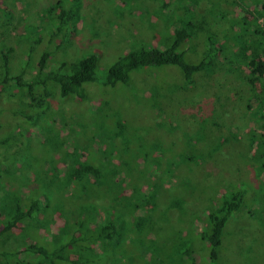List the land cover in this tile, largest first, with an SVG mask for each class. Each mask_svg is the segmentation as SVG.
<instances>
[{
  "label": "trees",
  "instance_id": "1",
  "mask_svg": "<svg viewBox=\"0 0 264 264\" xmlns=\"http://www.w3.org/2000/svg\"><path fill=\"white\" fill-rule=\"evenodd\" d=\"M209 2L213 4L212 11L216 12L218 19L228 21V26L220 31L221 36L216 30L208 28L205 33H199L202 31L199 27L205 22L203 17L195 16L196 0L177 2L175 0L174 3H169L171 5L169 12L164 13V18L170 16L174 21L167 25L168 39L162 40L163 45L154 46L142 42L133 50L129 49L128 52L122 53L107 69L108 74L102 79V84L115 86L118 83H128L133 71L149 66L178 67L182 72V78L179 84L174 85L175 88L191 87L195 76L210 78V74H214V69L220 67L218 63L223 64L226 70L223 75L226 77L231 75L234 78L242 72L247 89L242 103L251 127L247 135L250 143L233 156L236 154L244 156L248 153L254 157L256 163L247 166L249 178L236 183L221 179L219 181L221 186H217L211 194L205 195L209 200L206 208L200 213L188 212L182 204L180 207L177 206L174 200L181 196L180 191L203 192V186H200L202 182L199 184L195 177L187 175L182 179L172 180L170 178L173 176V169L167 167L164 170L170 179L169 187L163 184L164 187L160 190L158 184L164 180V174L150 171V175H144L139 171L141 176L139 175L135 159L144 154L139 148L144 138L139 135L131 136L128 131L126 134L128 125L121 118L120 111V115L114 114L112 118L101 117L102 121L99 124L92 122L90 129L87 128L88 122L85 121L83 134L88 145L86 152H83V160L72 148L73 153L70 155L74 154L75 159L71 165L64 164L61 175L52 173L57 170L52 167L53 159L46 163L47 168L41 165L38 170L40 177L42 174L49 176V179L41 178L45 191L38 193L36 188V194L41 197H37L36 194L17 197L14 189L4 186V183L9 184L7 176L0 174V213L4 214L0 237L4 236L11 223L34 222L45 226L43 221L47 217L52 220V213L48 215L50 206L47 203H50L51 199L59 198L61 193L67 194V197L59 198L60 202L53 211L56 210L59 216L63 215L69 206L76 208L80 219L76 226L72 225L75 231L65 225L58 228L57 233L50 234L49 239L46 237L37 239L33 231L21 232L19 249L0 245V264H219L226 225L232 219L243 214L244 209H247L246 213L251 217H256L255 213L259 210L261 213L259 221L264 226V203L257 202V206L252 208L255 199L260 197L261 192L264 194V183L260 179H264V26L259 21L260 17L264 20V0H209ZM50 3L48 9L51 15L47 27L51 36L59 37L56 47L66 43L74 45L81 0H50ZM0 12H2L0 23L6 20V23L0 25L1 31L10 26L11 16L10 9L3 7L1 3ZM39 29V25L24 26L19 28L18 32L23 39L33 41L36 35H32V32H39ZM28 35L32 37L29 38ZM221 37L227 43L230 41V49L225 53L218 44ZM190 44L194 45V51L186 50V46ZM12 49L13 47L6 43L0 48V89L12 96L15 93L10 87H22L29 104L27 107L12 110L22 120L11 131L12 137H4L0 143L13 141L17 139L16 137L23 136V132L29 126H34L42 109L49 104L48 97L71 95L77 100L85 99L87 97L85 83L96 82L101 71L97 48L84 56L78 54L74 59L65 58L57 66L46 64L49 52L43 51L36 66L37 77L23 80L22 72L10 75ZM32 51L33 47L28 46L23 66L30 63ZM10 81L12 85L9 84ZM102 103L103 106L108 104ZM206 105H208L206 108L210 109L205 112L203 118L199 116V128L196 130L198 136L196 138L200 139L199 141L203 138L204 146L200 149L193 147V151L176 153L170 148L166 153L157 155L156 163H159L163 156L166 158L167 166L168 160L174 162V165L189 161L193 164L204 162L209 166L211 156L220 160L218 153L222 145L237 137L235 132H229V136L220 137L221 142L217 141L220 140L219 137H215L213 146L204 142L208 138L204 131L209 123L207 113L212 114L213 109L211 101H207ZM117 137L120 143L123 141L126 144L125 152L116 148L119 141ZM155 141L149 143L150 148L154 151L162 150L163 143ZM53 143L55 142L52 141L51 144ZM189 143L191 145L193 141L189 140ZM9 146L8 153L11 148ZM123 154L128 159V164L125 165L122 161L112 164ZM64 155L68 153L65 152ZM151 163H154V160ZM122 164L125 165L123 169L119 166ZM210 168L213 169V166ZM56 180L61 184L58 189L55 188ZM181 183L183 186H180ZM76 187L78 191L74 192ZM68 188L70 189L66 190ZM131 188L132 190L127 192V189ZM252 190L256 191L253 197ZM139 211L143 216L137 215ZM148 213L151 217L147 218L145 215ZM183 215L185 217H182ZM184 218L201 220L203 223L196 227L195 231L194 228L182 231L176 227V222ZM66 220H69V215ZM91 222H94L93 227L89 225ZM60 235L62 237L58 241ZM199 249L207 250L208 259L202 257Z\"/></svg>",
  "mask_w": 264,
  "mask_h": 264
},
{
  "label": "rangeland",
  "instance_id": "2",
  "mask_svg": "<svg viewBox=\"0 0 264 264\" xmlns=\"http://www.w3.org/2000/svg\"><path fill=\"white\" fill-rule=\"evenodd\" d=\"M165 1L167 4L164 3ZM174 1L81 0L74 45L66 43L57 48L59 37L51 36L47 27L51 15V11L48 9L51 5L50 0H35L36 4L33 0H0L3 7L10 9L11 16L10 26L0 31V48L3 43L13 47L10 53V75L22 72L23 80L37 77L36 66L43 51L49 52L46 64L57 66L65 58L74 59L78 54L84 56L90 50L97 48L100 54L99 66L101 69L96 82L85 83L84 87L87 91L85 99L77 100L71 95L48 97L49 104L42 109L34 126H29L23 132V136L16 137L17 139L13 141L7 140L0 143V174L6 175L9 182V184L4 183L5 187L14 189L17 197L34 196L37 189L38 193L45 191L46 188L42 187L41 178L49 179V176L42 174L40 177L38 172L40 166L47 168V162L53 159L52 167L57 170L52 173L61 175L64 164L71 165L75 159L74 154L70 155L73 153L72 148L82 156L78 154L83 160V152H86L88 145L87 138L83 134V126L86 125L84 122H88L87 128L90 129L92 122L99 124L102 121L101 117L112 118L115 116L114 114L120 115V112L122 113L121 118L128 125L126 134L128 131L131 136L139 135L144 138L143 141L140 140L142 146H139L141 153L144 154H140L135 159L139 168L138 173L141 171V174L144 175H150L151 172L164 174V180L158 184L160 190L163 189V184L165 187H169L170 179L176 181L182 179L184 175L195 177L197 181L193 179L199 184L203 183L200 184L203 186V192L186 190V193H183L180 191L181 196L175 198L174 203L179 207L182 204L188 212L200 213L203 211L209 202L205 195L211 194V191H214L217 186L220 187L221 179L236 183L249 178L247 166L256 163L254 157L248 153H245L244 156H242L243 154L233 156L250 143L247 140V135L251 127L242 100L247 94L242 72L234 78L231 75L226 77L223 75L226 71L223 64L218 63L220 67L214 69V74H210V78L195 76L191 87L175 88L174 85L179 84L182 78V72L178 67L149 66L133 71L128 83H118L115 86L102 84V79L108 74L107 69L122 53L128 52L129 49L133 50L138 43L142 42L154 46L163 45L162 40L168 39L167 25L174 21L170 16L167 17L168 19L164 18V13L169 12L171 8L169 3H174ZM212 6L213 4L209 0H196L195 16L203 17L205 22L199 27L202 29L199 33H205L208 28L216 30L221 36L220 31L228 26V21L219 20L216 12L212 11L214 8ZM0 13L2 14V12ZM3 19L4 16H2V21ZM259 21L264 26L263 17H260ZM4 22L6 23V20ZM32 25L40 26L39 32H32V35H36L33 41L19 36V28ZM32 35H28V37L31 38ZM160 37L161 40H159ZM218 44L224 53L230 49V41L227 43L224 38L220 39ZM28 46H32L33 51L30 63L23 66ZM186 47L189 52L195 50L193 44ZM79 48L82 50H78ZM11 83L10 81L9 84L12 85ZM10 90L15 95L10 96L0 89V140L4 137H12L10 136L11 131L22 120L12 110L27 107L26 105L29 104L22 87H10ZM207 101H211L213 104V115L207 113L209 123L207 122L204 131L208 138L204 142L213 146L215 137L220 139L221 136H229V132H235L237 137V139H231L229 143L222 145L218 153L220 160L213 156L210 157L212 161L209 163L213 169L210 168L211 165H206L204 162L193 164L189 161L174 165V162L171 163L168 160L167 166L164 156L159 163H156L157 155L166 153L170 148L176 153L193 151V147L200 149L204 146L203 138L201 141L196 138L198 137L196 130L199 128V116L203 118L205 112L210 109L206 108ZM102 102L108 104L103 106ZM108 110L111 111L107 112ZM117 138L119 141L116 148L125 152L126 144L123 141L120 143L119 137ZM58 139L60 141H57ZM221 139L217 141L221 142ZM152 140L163 143L162 150L151 149L149 143ZM189 140H192L193 144L190 145ZM52 141L55 143L51 144ZM13 142L15 144L12 145ZM144 142H148V144ZM119 144L120 146H118ZM8 146L11 147L10 153L7 152ZM65 152L68 155H64ZM120 159H115L112 164L114 162L121 163V161L125 165L128 164L125 154L121 155ZM152 160L154 163H151ZM125 165L119 166L123 169ZM167 167L173 169V176L170 179L164 170ZM141 174L139 173L140 176ZM260 179L264 183V179ZM7 180L4 179V181ZM54 183L56 189L61 187L59 180ZM180 186L183 184L181 183ZM131 190L132 188L127 189V192ZM76 191H78V187L75 188L74 192ZM255 194L256 191L252 190L251 197ZM63 195L61 193L59 198L66 199L67 194ZM36 196L41 197L37 194ZM59 198L51 199L50 203H47L50 206L48 215L52 213V220L50 221L47 217L43 221L45 226L40 224L39 226L34 222L11 223L5 230L4 236L0 237V245L19 249L21 232L33 231L37 235V239L40 237L49 239L50 234L57 233V229L65 225L75 231L72 225L76 226V223L79 222L78 210L69 206L63 215L58 216V212L53 210L60 202ZM257 202L264 203L262 192L260 197L255 199V203L252 205L253 209L257 206ZM160 208L161 206L157 209ZM244 210L243 214L232 219L226 225L219 264H264V226L259 221L261 213L257 210L256 217H251L247 215V209ZM68 215L69 220L67 221ZM137 215H141V211ZM145 216L151 217L149 213ZM3 220L4 214L0 213V230L3 227ZM191 221L195 224L194 226ZM201 223H203L201 220L194 221L184 218L176 222V227L182 231L194 228L195 231L196 227L201 226ZM89 225L93 227L94 222ZM61 237V235L58 237V241ZM162 240L165 241V239ZM194 242L197 244L196 240ZM198 244L197 246H199ZM200 252H202V257L208 259L207 250L204 249Z\"/></svg>",
  "mask_w": 264,
  "mask_h": 264
}]
</instances>
